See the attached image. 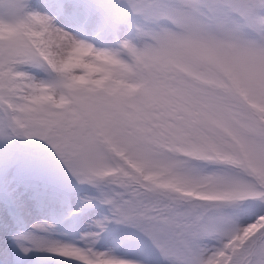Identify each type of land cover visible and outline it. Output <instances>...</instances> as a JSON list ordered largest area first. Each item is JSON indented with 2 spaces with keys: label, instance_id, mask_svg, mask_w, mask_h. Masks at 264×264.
Here are the masks:
<instances>
[{
  "label": "snow or ice",
  "instance_id": "1",
  "mask_svg": "<svg viewBox=\"0 0 264 264\" xmlns=\"http://www.w3.org/2000/svg\"><path fill=\"white\" fill-rule=\"evenodd\" d=\"M0 264H264V0H0Z\"/></svg>",
  "mask_w": 264,
  "mask_h": 264
}]
</instances>
